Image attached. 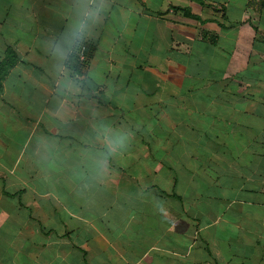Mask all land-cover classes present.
Returning a JSON list of instances; mask_svg holds the SVG:
<instances>
[{
    "label": "crops",
    "instance_id": "0c3cea01",
    "mask_svg": "<svg viewBox=\"0 0 264 264\" xmlns=\"http://www.w3.org/2000/svg\"><path fill=\"white\" fill-rule=\"evenodd\" d=\"M48 2L0 0V24L28 4L43 19ZM135 2L108 55L145 123L110 217L30 189L5 124L0 264H264V0Z\"/></svg>",
    "mask_w": 264,
    "mask_h": 264
},
{
    "label": "clouds",
    "instance_id": "9594fccd",
    "mask_svg": "<svg viewBox=\"0 0 264 264\" xmlns=\"http://www.w3.org/2000/svg\"><path fill=\"white\" fill-rule=\"evenodd\" d=\"M41 16L28 4L0 24V128L11 130L20 175L37 195L107 219L145 123L142 90L125 85L127 69L108 54L139 9L135 0H50ZM17 111L28 127L16 124Z\"/></svg>",
    "mask_w": 264,
    "mask_h": 264
},
{
    "label": "trees",
    "instance_id": "16d2710c",
    "mask_svg": "<svg viewBox=\"0 0 264 264\" xmlns=\"http://www.w3.org/2000/svg\"><path fill=\"white\" fill-rule=\"evenodd\" d=\"M185 14H188L189 16L194 17L190 12H187V11H186ZM9 48H11V47H7L6 51H7ZM6 63H7L10 67L13 66V65H12V62H11L10 60H7V59H6Z\"/></svg>",
    "mask_w": 264,
    "mask_h": 264
}]
</instances>
